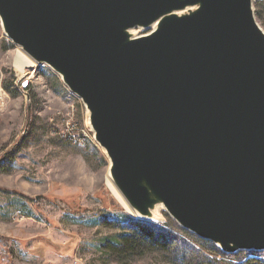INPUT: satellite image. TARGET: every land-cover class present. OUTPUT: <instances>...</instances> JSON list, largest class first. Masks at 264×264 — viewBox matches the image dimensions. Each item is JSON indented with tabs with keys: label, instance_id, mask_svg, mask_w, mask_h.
<instances>
[{
	"label": "water",
	"instance_id": "1",
	"mask_svg": "<svg viewBox=\"0 0 264 264\" xmlns=\"http://www.w3.org/2000/svg\"><path fill=\"white\" fill-rule=\"evenodd\" d=\"M255 1L0 0V25L82 102L108 176L138 219L153 221L161 207L234 255L264 252Z\"/></svg>",
	"mask_w": 264,
	"mask_h": 264
},
{
	"label": "rangeland",
	"instance_id": "2",
	"mask_svg": "<svg viewBox=\"0 0 264 264\" xmlns=\"http://www.w3.org/2000/svg\"><path fill=\"white\" fill-rule=\"evenodd\" d=\"M253 7L264 32V0ZM18 49L0 25V264H264V253L217 254L163 208L155 221L130 215L107 185L109 162L82 102L48 67L20 74ZM138 221L151 224L147 233L156 226L164 245L146 239L111 253L118 239L139 236Z\"/></svg>",
	"mask_w": 264,
	"mask_h": 264
},
{
	"label": "trees",
	"instance_id": "3",
	"mask_svg": "<svg viewBox=\"0 0 264 264\" xmlns=\"http://www.w3.org/2000/svg\"><path fill=\"white\" fill-rule=\"evenodd\" d=\"M137 226L141 227L140 228V233H139V236H137V234H132V235H129V236H125V237H122L121 239H118L117 240V246H111V253L115 252L118 250V248H122L124 246H129L131 248H134L135 245L137 243H139L141 240H146V239H151V243H153L154 245L156 244V246H159V247H162L164 244H159V241L158 239H161L162 238V235H161V232L159 229H156L157 227L156 226H153V231L152 233H147L146 231L142 230V227L143 226H149L151 224H147V222H143V221H138L135 223ZM151 227V226H150ZM147 229V228H145ZM156 229V231H155ZM168 236H169V239L175 243V245H178L182 239L181 237L176 234V233H173V232H167ZM155 235L156 238L153 236ZM112 245V244H111ZM217 254H220L226 258H230V259H233L235 257V254L234 255H227V254H223L222 252H220L219 250H216ZM252 253H255L256 255H260L261 253H264V252H252ZM243 254H247V252H243ZM216 264H221L219 261H216Z\"/></svg>",
	"mask_w": 264,
	"mask_h": 264
},
{
	"label": "bare ground",
	"instance_id": "4",
	"mask_svg": "<svg viewBox=\"0 0 264 264\" xmlns=\"http://www.w3.org/2000/svg\"><path fill=\"white\" fill-rule=\"evenodd\" d=\"M17 51H18V53H17V56L15 58V62H14L15 63V67L18 69V71L20 72V74L26 75V72H25L26 71L25 70L26 68H31L32 69V68L37 67V66H36V64L25 53H23L21 51L20 48ZM107 185H108L109 189L111 190V192L114 194V196L122 204V206L124 207V209L130 215H133L135 218L138 219V216L130 209V207L128 206V204L126 203V201L123 199V197L118 192V190L115 188V186L112 184V182H111V180L109 178H107ZM159 210H161V207H158L154 211V213H153L154 214L153 221H155L156 219H158V215H159L158 212H159Z\"/></svg>",
	"mask_w": 264,
	"mask_h": 264
}]
</instances>
